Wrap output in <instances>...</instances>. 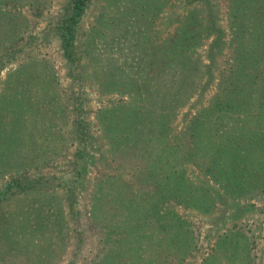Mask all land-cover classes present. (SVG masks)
I'll return each mask as SVG.
<instances>
[{
    "label": "rangeland",
    "instance_id": "rangeland-1",
    "mask_svg": "<svg viewBox=\"0 0 264 264\" xmlns=\"http://www.w3.org/2000/svg\"><path fill=\"white\" fill-rule=\"evenodd\" d=\"M203 1L91 0L78 64L58 30L72 0H0L3 23L20 21L17 56L0 50V264H264L263 79L239 82L231 108L199 113L189 138L187 124L236 75L229 34L246 31L251 13L247 0H210L209 17ZM218 29L226 34L214 43ZM188 30L207 33L191 46L204 65L223 47L214 81L198 83L166 125L139 126L129 112L153 107L147 51ZM171 64L157 87L167 89ZM106 68L116 72L108 88L98 82ZM208 157L215 175L203 169Z\"/></svg>",
    "mask_w": 264,
    "mask_h": 264
},
{
    "label": "trees",
    "instance_id": "trees-1",
    "mask_svg": "<svg viewBox=\"0 0 264 264\" xmlns=\"http://www.w3.org/2000/svg\"><path fill=\"white\" fill-rule=\"evenodd\" d=\"M90 1L91 0H72L68 12H66L65 16L60 20V23L58 25L60 39L62 41V48L64 50L66 58L73 60L72 63L76 62L79 64V61H77L78 58L75 55L78 27L77 25L80 22L81 17L83 16L85 9ZM247 1L249 6L248 10L251 13L247 14V17L249 16L250 18V22H245L243 20L246 23V31L238 29L229 34L228 39V46H232L234 52V54L232 55L234 56V62L230 65V68L236 75H229L228 78L225 76V79L222 81L220 86L221 93L217 92L210 106L206 107L204 109V112L198 110L195 118L193 117L194 121L187 124V128L190 132L189 138L191 142H194L196 139L195 133L197 132V125L199 124V120L197 118L199 113L211 114L214 112V107L218 108L219 110H227L228 106H230L231 108L234 101V97L231 94L233 93L234 89H239L241 93L242 90L245 89V87H242L241 84H239V82L244 83L242 80H246L247 82L249 80L253 85H256L260 79H263L264 84V0ZM203 2L205 3V7L210 5V14H208L209 17H211L216 12L213 11L214 8L211 7V3L213 2L210 0L208 3L207 0ZM243 2L244 0H242L241 3ZM244 12L246 15V10ZM240 16H242V14ZM12 20L10 18L8 22L3 23V21L0 19V43L5 45L3 46V48H0V50H9L8 58L11 61L17 56L20 49L14 47L15 43L17 42L18 34L16 30H19L20 21L18 19L14 21ZM185 21L187 22L186 25L191 27L193 16H188L187 20ZM211 26H213V24ZM179 32L180 33H171L169 41L167 40L165 42L168 48L156 46L147 51V53L150 54L151 58H153L152 61L145 64L146 71H144V74L151 73L150 76L146 77L147 80L151 81V87L149 89L151 95L148 94V99H146L149 100V102L153 106L152 112H148V105H145L143 98H139L138 103L140 104H138V107H142L144 105L145 107L141 110L138 109L137 112L134 113L133 111L129 112L131 114H134V116H137V124L139 126L144 125V128H147L146 124L150 122H156L159 125H166L167 121L171 122L175 111H177L184 104L188 103V100L192 98L193 94L198 90L197 88L199 87V85H201L204 79L206 87L210 83L212 84L215 79L214 64L217 59L216 52L221 51L223 47L217 49H209V58L211 59V63L210 65H204L203 60L199 59L198 57L193 58L194 49H192L191 46L192 44H194L196 47L197 44H201L205 39L207 33L199 34L198 32L191 30L183 33L181 31ZM224 34H226L224 30L218 29V32H216L215 34L217 38L215 39L214 43H221L220 38H223ZM180 39L182 40V43L181 41H179ZM165 60L172 62L171 70L170 72H168L170 81L167 83L166 90L164 89L165 86L161 87L160 85H158L157 87L156 82H153L154 80L158 81L160 75L166 76L164 75V71L168 70L164 65L162 66ZM0 66L3 67L5 66V64H0ZM107 70L108 68H106V71ZM225 70L226 69H224L223 72H225ZM115 73L116 72L113 71H107V73L105 74V81L102 78L98 82L100 83V85L108 88L112 85L111 82H116V78L112 80V76ZM144 80L145 79L140 78L138 81L134 82L131 87L133 89L132 92H141L142 90H145L143 89L144 86H146V82H143ZM153 86L156 88V90L162 88L164 92L159 90V92H153L151 90V88L153 89ZM119 88L121 89V87ZM250 89L251 90H249V92H252L254 90L251 87ZM140 92H137V95ZM134 95L135 93L132 94V96ZM250 103H252L254 107L256 102L252 100L250 101ZM259 105H262L263 107L264 100H262ZM154 106H161L163 110L166 109L163 116H161V118L159 119H153V115H157L154 111ZM261 115L262 114H260L259 116ZM149 125L151 128H153L154 126L152 124ZM213 161L214 159L208 157L203 163V169L208 171L210 174L215 175L218 171L215 168ZM158 185L163 186V188L166 187V183L163 182L159 183ZM161 194L163 195L164 192H161ZM129 202L131 203V200Z\"/></svg>",
    "mask_w": 264,
    "mask_h": 264
}]
</instances>
